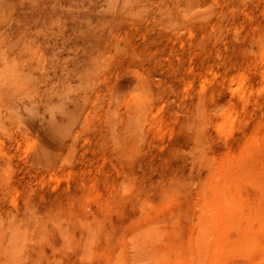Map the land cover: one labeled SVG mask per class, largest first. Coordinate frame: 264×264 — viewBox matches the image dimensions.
<instances>
[{"label":"rangeland","instance_id":"obj_1","mask_svg":"<svg viewBox=\"0 0 264 264\" xmlns=\"http://www.w3.org/2000/svg\"><path fill=\"white\" fill-rule=\"evenodd\" d=\"M0 264H264V0H0Z\"/></svg>","mask_w":264,"mask_h":264},{"label":"bare ground","instance_id":"obj_2","mask_svg":"<svg viewBox=\"0 0 264 264\" xmlns=\"http://www.w3.org/2000/svg\"><path fill=\"white\" fill-rule=\"evenodd\" d=\"M243 171V170H242ZM238 183V182H237ZM236 186V185H235ZM233 193V192H232ZM237 193V192H236ZM223 244V243H222ZM203 247H204V245H203ZM221 249V248H220ZM220 249H218V250H220ZM216 252H217V250H215ZM208 252V251H207ZM220 253H221V251H219ZM219 252H218V254H219ZM205 253V252H204ZM215 254V253H214ZM209 256V255H208ZM218 256H221V255H218ZM212 257H213V255H212ZM219 258V257H218ZM220 260V259H219ZM215 261H216V259H215Z\"/></svg>","mask_w":264,"mask_h":264}]
</instances>
